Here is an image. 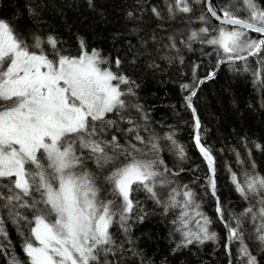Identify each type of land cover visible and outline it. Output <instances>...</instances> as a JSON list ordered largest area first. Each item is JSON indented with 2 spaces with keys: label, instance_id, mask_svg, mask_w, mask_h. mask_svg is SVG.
<instances>
[{
  "label": "snow or ice",
  "instance_id": "1",
  "mask_svg": "<svg viewBox=\"0 0 264 264\" xmlns=\"http://www.w3.org/2000/svg\"><path fill=\"white\" fill-rule=\"evenodd\" d=\"M88 4L93 6V0ZM165 4L170 19L193 12L192 0H165ZM29 11L38 20V13ZM144 11L141 0H134L126 13V32L136 40V45L128 41L131 63L141 56L150 57L153 51L158 54L163 48L175 47V37H168L170 43L165 45L155 32L141 34L146 32L142 27ZM150 11L158 20L164 19L157 7ZM207 11L221 20L212 30L216 34L202 27L191 32L189 40L199 38L213 46L218 64L259 56L258 63L264 66V5L259 0H226L219 15L214 7ZM241 12L246 13L243 18ZM197 19L207 22L203 13ZM248 30L261 34L260 38L251 39ZM37 32L30 34L29 42L8 20L0 18V209L7 211L24 237L26 257L22 261L12 256L7 264H118L117 253H122L123 245L117 243L112 229L119 225L127 232V221L139 204L133 194L143 191L164 204L157 189L171 184L166 176L174 173L160 157L159 140L171 142L181 159L184 148L172 133L159 137L149 130V118L136 91L139 85L110 66L119 70L123 63L120 56L109 61L99 50L89 51L82 39L77 55L66 54L54 36L44 38ZM148 66L158 67L154 61ZM244 70H249L247 64ZM214 76L213 72L205 79ZM253 76L262 82L260 70H254ZM195 95L191 91L185 97L193 114ZM133 111L139 119L132 116ZM109 114L117 119H110ZM121 123L127 127L121 128ZM195 127L200 128L198 118ZM109 130L116 134L106 135ZM142 131L148 135H141ZM195 143L208 163V185L215 196L214 159L201 145L198 133ZM89 162L95 171L89 169ZM241 177L231 174L235 190L249 206L238 216H226L217 198L216 211L228 238L241 242V264H260L243 243V225L248 220L255 222V239L264 244V176L256 173L253 165V171H244ZM171 192L185 198L181 207L199 208L187 185L182 192L176 188ZM170 201L165 211L178 203L175 195ZM195 214L203 220L197 232L183 230L187 227L186 211L179 217L183 227L175 230L183 237L180 246L216 238V233H209L212 221L200 211ZM0 235L7 238L2 217ZM6 247L0 242V251Z\"/></svg>",
  "mask_w": 264,
  "mask_h": 264
},
{
  "label": "trees",
  "instance_id": "2",
  "mask_svg": "<svg viewBox=\"0 0 264 264\" xmlns=\"http://www.w3.org/2000/svg\"><path fill=\"white\" fill-rule=\"evenodd\" d=\"M210 1L220 14L219 9L226 0ZM141 2L145 8L142 27L146 29L141 34L155 32L157 39L162 37L165 45L170 43L168 37H175V47L163 48L158 54L153 51L150 57L141 56L135 63H131L133 57L128 51V41L136 45V40L126 32V13L131 10L134 0H93L91 7L88 0H0V18L8 20L29 42L30 34L37 32L39 24L37 34L44 38L54 36L59 41L58 47L66 54L77 55L82 39L89 51L97 49L109 61L120 56L123 60L120 69L117 70L114 64L110 66L113 71L123 73L139 85L136 91L148 115L149 130L159 137L172 133L177 144L184 148L185 156L181 159L171 142L159 140L160 157L174 173L166 176L171 184L157 189L164 204L156 203L143 191L133 194L139 204L130 214L127 232L119 225H114L112 229L115 239H119L117 243L123 244L122 253H117L118 264H241L242 258L238 255L241 242L228 238V230L216 211L217 198L227 216H238L250 202L243 200L234 184L232 186L228 182L226 170L252 172L254 165V171L264 176V66L260 76L262 82L255 86L251 75L259 56L234 64H218L219 57L213 46L201 43L199 38L188 39L191 32H199L202 27H208L211 35H215L212 30L221 25L209 15L206 0L199 3L192 0L193 12L178 13L174 19L169 18L165 0ZM259 2L264 5V0ZM153 6L161 11L162 21L152 15L150 9ZM30 8L38 13V20L29 11ZM202 13L207 22L197 19ZM239 15L243 18L246 14ZM248 35L251 39H258L261 34L248 30ZM152 61L158 67H149ZM245 64L248 71L244 70ZM190 70L191 74L185 79ZM213 72L215 76L212 79H205ZM200 80L204 83H198ZM254 81H257L255 77ZM185 84L192 90L183 91L196 92L192 97L195 114L187 107L184 92L180 94L179 86ZM132 116L139 119L135 111ZM109 118L117 119L113 114H109ZM197 118L199 129L195 127ZM120 127L127 125L121 123ZM197 133L201 145L210 149L215 158V196L208 185V163L195 143ZM141 135L147 136L148 133L142 131ZM124 142L121 139V143ZM90 169L95 171V165L91 164ZM183 185L192 190L199 208L194 211L181 207L184 197L176 194L179 197L177 205L165 211V204L171 201L164 194H172V188L182 192ZM185 211L188 213V228L199 230L203 220L195 212L200 211L212 221L208 225L209 233H216V238L205 240L197 248L190 245L175 247L179 237L176 238L172 221L174 215ZM141 216L143 219H140ZM5 220L3 227L14 236L15 223L6 217ZM254 223L251 220L244 223L243 243L260 264H264V244L255 239ZM2 252L0 264L12 256L26 260L22 243L19 245L17 240L13 249L4 252L6 258L1 257Z\"/></svg>",
  "mask_w": 264,
  "mask_h": 264
},
{
  "label": "bare ground",
  "instance_id": "3",
  "mask_svg": "<svg viewBox=\"0 0 264 264\" xmlns=\"http://www.w3.org/2000/svg\"><path fill=\"white\" fill-rule=\"evenodd\" d=\"M241 14L243 15V14H246V13H243V12H241ZM243 16H245V15H243ZM242 18V17H241ZM253 68H255V70H260V72H261V69H262V65L261 64H259L258 62H257V64L253 67ZM191 74V70L188 72V74H186L185 75V79H187L188 78V76ZM251 78H253L252 79V84L253 85H255V86H259L260 84H261V82H257V81H254V76H253V74L251 75ZM183 89L184 88H182L181 86H179V91H180V94L182 93V92H184V95H185V97L186 96H188V95H190V92H188V91H183ZM189 90H192V88H189ZM184 97V98H185ZM112 134H115L114 132H112V130H109V132L106 134V135H112ZM210 150V149H209ZM210 152H211V154H212V151L210 150ZM214 157V156H213ZM215 159V158H214ZM91 162H89L88 163V167L90 166L91 167ZM179 166H182V165H179ZM90 167H89V169H90ZM245 170H243V169H238L237 171H234V170H231V171H228V169L226 170V179L228 180V182L233 186V182H232V179H231V174L232 173H236L237 174V176H240L241 177V173L242 172H244ZM249 172V171H248ZM106 187H107V185H105ZM234 187V186H233ZM165 196H167L168 197V200H170V196H172V195H175V200H178L179 199V197L176 195V194H174V193H167V194H164ZM109 199H111V197L109 196L108 197ZM185 199V198H184ZM22 211H24V214L25 215H29L30 216V213H28L27 212V210H22ZM181 216V213L179 212V213H177L176 215H174V220L173 221H176V223L174 224L173 223V221H172V225H173V227H174V229H176V228H178V227H183L181 224H180V222H179V217ZM218 216H219V214H218ZM217 216V217H218ZM227 216V215H226ZM5 217L7 218V220H9V221H12L10 218H9V216H8V213H7V211H5V210H3L2 209V218H3V222L4 223H6V220H5ZM186 219H187V217H186ZM15 226H16V228H15V235L14 236H11V235H9L8 233H7V238L5 239V237H3L2 236V238H1V236H0V242H2L3 244H6V245H8V247H6V248H4L2 251V254H1V257L3 256L4 258H6V256H4V252L6 251V250H8V249H13V244L15 243V240H17V242H18V244L20 245L21 243H22V247H23V242H24V239L23 238H21L20 237V231L17 229V225L15 224ZM4 229H5V231H6V227H3ZM183 230L184 231H187V230H191V231H193V232H197V230H195V229H193V228H188V226L186 227V228H183ZM7 232V231H6ZM118 232H120V231H118ZM117 232V233H118ZM174 232H175V234H176V238L177 237H179V238H177L176 239V243H175V247H179L180 245H181V241H182V239H183V237H182V235H181V232H178V231H176V230H174ZM170 241V240H169ZM117 242H119V239H117ZM204 243V242H203ZM202 243H198V242H194L193 244H190V246L192 247V248H197V247H199L200 245H201ZM123 245V244H122ZM12 246V247H11ZM183 248H184V246H182ZM17 259H19V257H16ZM7 260H9V259H7ZM2 264H7V261H3V263Z\"/></svg>",
  "mask_w": 264,
  "mask_h": 264
},
{
  "label": "water",
  "instance_id": "4",
  "mask_svg": "<svg viewBox=\"0 0 264 264\" xmlns=\"http://www.w3.org/2000/svg\"><path fill=\"white\" fill-rule=\"evenodd\" d=\"M206 5H207V8H209V7H212V5H211V1L210 0H206ZM209 15L211 16V13H209ZM219 15V14H218ZM212 17V16H211ZM215 21H217V22H220L221 23V20H218L217 18H215V17H212Z\"/></svg>",
  "mask_w": 264,
  "mask_h": 264
},
{
  "label": "rangeland",
  "instance_id": "5",
  "mask_svg": "<svg viewBox=\"0 0 264 264\" xmlns=\"http://www.w3.org/2000/svg\"><path fill=\"white\" fill-rule=\"evenodd\" d=\"M245 54V53H244Z\"/></svg>",
  "mask_w": 264,
  "mask_h": 264
}]
</instances>
